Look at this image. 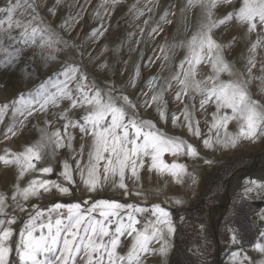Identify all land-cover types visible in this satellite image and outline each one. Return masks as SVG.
Wrapping results in <instances>:
<instances>
[{"label":"snow or ice","instance_id":"snow-or-ice-1","mask_svg":"<svg viewBox=\"0 0 264 264\" xmlns=\"http://www.w3.org/2000/svg\"><path fill=\"white\" fill-rule=\"evenodd\" d=\"M107 3L108 0H103ZM119 0H111L112 4ZM61 0H56V5ZM232 4L231 11L222 17L215 16L218 5ZM56 5L48 9L55 14ZM199 6L203 18L197 29L186 40L161 48L163 59H170L168 53L175 48L186 50L184 58L176 66V71L157 87L158 77L148 81L152 91L143 101L144 108L155 107L160 121L167 123L169 118L176 128L186 127L191 135L201 137L200 121L195 118V103L186 104L181 112L169 116L165 93L177 88L175 100L182 102L185 97L195 101L199 96V110L209 114L211 121L208 134L202 140L205 148H234L241 140L256 142L264 138V103L252 97L249 83L252 68L256 66V50L264 47V0H186L185 11ZM171 7V6H170ZM24 9L23 12L18 10ZM151 11V9H149ZM0 65L10 67L21 61L29 48L38 49L44 66L57 59L55 53L68 47L60 30L69 27V20H64L58 27L47 21L40 13L37 0H5L0 6ZM139 14H143L140 11ZM99 15V13L97 14ZM174 13L165 10L160 17L162 24L172 21ZM237 22L246 27V34L256 33L257 39L248 48L245 72L235 67L225 57L227 45L218 42L214 31L222 25ZM259 29V31H258ZM106 29L101 25L91 32L92 37L102 36ZM162 31L160 24L152 29ZM15 33V34H14ZM82 55V53H81ZM210 71L201 78L202 67ZM107 63L98 65V69L107 68ZM264 69V66H262ZM136 75L129 81V87H135ZM226 77V78H225ZM69 101V106L56 113L63 121L61 127L49 131L53 121H45L40 129V138L20 151L5 148L0 155V162L16 169V182L12 186V195L0 191V264H11L12 253L17 254L16 264H143L148 254L159 255L161 264H167L171 251V237L176 233V226L171 212L153 203L121 202L118 199H92L91 194L106 190V186L122 190L125 195H135L146 201V194L137 189H130L126 178L139 185L141 170L147 169L160 176H171L176 183H183L191 177L196 183L194 172L188 171V165L179 162V157H200L197 146L182 136L169 133L159 127L156 121L144 119L137 104L114 83L106 82L101 87L90 79L87 71L80 64L65 62L59 73L42 82L37 88L19 94L18 98L0 105V119L4 110L13 108L14 115L19 114L27 120L35 112L47 114L49 108H57L62 101ZM83 110L79 118H74L75 110ZM183 117V120H181ZM207 122V121H206ZM23 126L24 121H20ZM234 124L236 131L229 130ZM73 130H78L82 143L79 149L73 147L76 139ZM18 129L9 127L8 133L15 136ZM87 146V159L85 147ZM68 148L72 155L62 162L58 179L44 178L54 172L51 164L44 165L46 156L55 157L56 152ZM171 157V162L165 156ZM74 160L75 166L70 162ZM212 161L205 159V163ZM38 165H41L38 167ZM32 176L26 184L21 181ZM76 176L89 198L76 202H57L47 209L39 205L24 220L18 231V240L13 241L17 229V216L9 214V200L20 211L26 210V203L39 199L43 194H52L53 190L61 196H72V187L76 185ZM264 190V181L246 180L244 196L254 191ZM177 204L182 203L176 199ZM264 220V213L261 214ZM203 227V226H201ZM231 243L239 244L238 233L231 230ZM130 237V247L125 254L118 249L123 247L121 237ZM264 236V233L261 234ZM158 244L159 247L153 245ZM255 250L264 256V243H256ZM230 264H264V259L252 261L246 253H232Z\"/></svg>","mask_w":264,"mask_h":264},{"label":"rangeland","instance_id":"rangeland-1","mask_svg":"<svg viewBox=\"0 0 264 264\" xmlns=\"http://www.w3.org/2000/svg\"><path fill=\"white\" fill-rule=\"evenodd\" d=\"M128 1L130 0H119L118 3L112 4L111 0L107 3L103 0H61V3L56 5V0H37L40 4L41 15L56 27L69 17L75 18V22L69 20V27L59 29L63 39L68 41V47L61 45L63 50L55 53L57 59L47 66H44L39 54L33 58V53L39 52L35 48L27 49L23 59L10 67L0 65V105L18 98L21 93L37 88L49 77L59 73L65 62L80 64L87 71L89 78L95 79L101 87L106 82L114 83L137 104L140 115L144 119L156 121L159 127L165 128L169 133L182 136L197 146L200 157L195 159L188 156L179 157V162L188 165V171L195 173L196 183L193 184L191 177L186 176L182 184L177 183V187L168 188L169 181L173 180L171 176H160L144 169L140 173L139 185L129 178H126V182L130 189L142 190L146 194V201L134 194L125 195L122 190L110 186H106V190L102 192L91 194V198L118 199L121 202L146 203L148 206L160 203L161 206L166 207L174 217L173 222L177 229L176 241L175 234L173 239L171 237L172 251L169 264H230L232 253L236 251L246 253L252 261L264 259V256L255 250L256 243H264V236L261 235L264 233V220L261 219V214L264 213V190L254 191L244 196L246 180L264 181V138L256 142L241 140L234 148L218 147L215 150L205 148L202 140L208 134V122L211 121L209 114L214 109L208 108V114L199 110V96H196L195 101H190L187 97L182 102L176 101L174 98L176 87L166 92L164 97L167 101L169 116L173 112H181L186 104L195 103L194 115L200 121L201 137L194 138L195 136L190 135L191 133L184 129L185 127L181 129L174 127L171 118L167 123L160 121L154 106L147 109L142 106L146 99L142 93H147L148 97L152 95L148 87L149 79L157 76L159 78L157 87H159L166 78L175 73L176 66L184 58L186 52L184 48H175L168 53L170 59L165 60L161 48L188 39L196 31L203 18L202 9L196 6L182 14L180 9L185 7L186 0H139L136 6L132 7L127 5ZM4 2L5 0H0V6H3ZM53 5H56L55 14L48 11ZM230 5L231 7L226 9ZM238 5L239 0H235V6L238 7ZM149 7L155 11L152 17L145 16V11ZM232 8V4L218 5L215 16L222 17ZM166 9L174 13L169 17L172 21L169 25L160 22V17ZM18 11L23 12L24 9ZM139 11H143L144 14H139ZM3 18L4 13H0V19ZM158 24L162 31L152 32ZM230 24L234 27L226 31L230 33L229 39L224 40L219 34L224 29V25L215 30L214 37L225 45L235 38L232 47L226 48L224 54L227 60L234 62L237 69L245 72L247 78L248 74L245 71L247 50L257 39V34L253 33L248 36L246 27H241L234 21ZM101 25L106 29L103 35L92 37L90 35L92 30ZM255 59L256 68H252V78L248 86L252 97L264 103V69H262L264 47L256 50ZM105 62L108 67L98 69V65ZM137 67H139L140 75L135 79V87H129V81L135 77ZM209 71V67H202L201 78ZM68 106L69 101H62L59 107L49 108L47 114L35 112L27 120L19 114L14 115L12 107L4 110L3 117L0 119V155L3 154L5 148L20 151L23 146L37 141L41 135L40 129L45 127L46 120L53 121L49 131L61 127L63 121L57 118L56 113ZM82 113L83 110L80 109L75 110L72 115L74 118H79ZM20 121H24L23 126ZM13 125L18 129L17 134L13 136L8 133L6 137L7 129ZM229 130L235 132L237 129L234 124H230ZM73 131L76 137L73 147L78 150L82 143L81 134L78 130ZM71 155V151L65 147L59 149L54 158L46 156L44 165L51 164L54 172L44 178L58 179L62 162ZM86 159L87 146L84 160ZM165 159L171 162L170 156L166 155ZM205 159L212 162L205 163ZM233 159L238 160L230 166L231 170L227 180L224 176L215 177ZM70 162L75 166L74 160ZM16 175L14 166H6L0 162V191L7 193L9 197L13 192L12 186L16 182ZM31 178L32 176H26L21 181V185L26 184ZM233 183H236L237 187H232ZM186 188L190 193L187 195L188 203L184 207L182 203L185 199L182 190ZM72 191V196H61L53 190L50 195L43 194L39 199L33 198L26 203L25 211L15 208L9 200L7 211L10 215L17 216L16 223L12 225L17 229L13 241L18 240V231L22 228L29 213L33 211L34 205L47 209L53 203L83 201L90 195L84 190L78 176H76V185L72 187ZM176 199H180L182 203L177 204ZM198 200L201 202L193 208ZM178 211L180 212L175 217ZM231 230L237 231L239 244L231 243ZM121 240L123 247H120L118 251L120 254H125L130 247L131 238L125 235L121 237ZM153 246L159 247L158 244ZM17 259V254L13 252L11 264H16ZM168 262L167 257V264ZM143 264H161V257L148 254L143 258Z\"/></svg>","mask_w":264,"mask_h":264},{"label":"bare ground","instance_id":"bare-ground-1","mask_svg":"<svg viewBox=\"0 0 264 264\" xmlns=\"http://www.w3.org/2000/svg\"><path fill=\"white\" fill-rule=\"evenodd\" d=\"M139 0H130V1H128V3H127V5L129 6V7H132V6H136V2H138ZM225 5V4H224ZM229 7H231V5L230 6H227V8L226 9H228ZM224 8V7H223ZM149 9H151V7H149L148 8V10L147 11H145V16H148V15H150L151 17L155 14V11H149ZM140 12V11H139ZM120 13V12H119ZM118 14V13H117ZM144 14V13H143ZM122 16H123V14H122ZM144 16V17H145ZM156 16V15H155ZM135 20H136V18H135ZM119 22V21H118ZM235 22V21H234ZM117 23V22H116ZM236 24V23H235ZM166 25H169V24H166ZM231 27H234L233 25H231L230 23L229 24H226V25H224V29L223 30H221L220 32H219V34L222 36V38L224 39V40H227V39H229V35H230V33H226V31L229 29H231ZM235 31V30H234ZM165 32V31H164ZM215 32V31H214ZM214 35H215V33H214ZM177 51V50H176ZM256 68V67H255ZM147 71V70H146ZM257 76V75H256ZM255 76V77H256ZM254 81V80H253ZM255 82V81H254ZM253 84V83H252ZM255 87V86H254ZM254 90V89H253ZM259 93V92H258ZM260 98V97H259ZM261 100V99H260ZM174 106V105H173ZM145 112H147V110H145ZM171 124V123H170ZM181 129V128H180ZM186 131H188L187 130V128L185 127L184 128ZM191 135V134H190ZM194 138H197V137H194ZM237 183V182H236ZM235 183V184H236ZM234 183H233V185L234 186H232V187H235L236 185H235ZM237 187V186H236ZM234 190V189H233Z\"/></svg>","mask_w":264,"mask_h":264},{"label":"trees","instance_id":"trees-1","mask_svg":"<svg viewBox=\"0 0 264 264\" xmlns=\"http://www.w3.org/2000/svg\"><path fill=\"white\" fill-rule=\"evenodd\" d=\"M238 159H233L230 163H227L224 167H223V170H221V172L218 173L217 176L215 177H225V180H227L228 178V173L229 171L231 170L230 166L233 165L235 163V161H237ZM201 202V200H198V202L196 203V205L193 207L195 208L196 206L199 205V203ZM192 209V208H191ZM180 211L176 212L175 213V217L177 216V214L179 213ZM176 233H177V230H176ZM175 241H176V234H175ZM173 256V255H172ZM172 264V263H171Z\"/></svg>","mask_w":264,"mask_h":264},{"label":"crops","instance_id":"crops-1","mask_svg":"<svg viewBox=\"0 0 264 264\" xmlns=\"http://www.w3.org/2000/svg\"><path fill=\"white\" fill-rule=\"evenodd\" d=\"M174 187H177V183L174 181V179L173 180H170L169 181V187L168 188H174ZM183 191V195H184V199H185V202L184 203H182V206H184V207H186V205H187V203H188V197H187V195L190 193V192H188V190H187V188L185 189V190H182ZM178 192V191H177ZM177 194V193H176ZM175 194V195H176ZM192 194V193H191ZM181 206V207H182ZM172 220H173V216H172ZM174 236V235H173ZM173 236H172V239H173ZM172 251V250H171ZM171 251H170V253H169V255H168V258H169V262H168V264L170 263V256H171Z\"/></svg>","mask_w":264,"mask_h":264}]
</instances>
